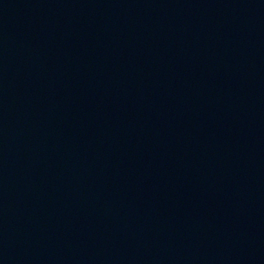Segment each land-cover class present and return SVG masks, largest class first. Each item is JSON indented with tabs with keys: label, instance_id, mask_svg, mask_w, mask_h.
<instances>
[{
	"label": "water",
	"instance_id": "water-1",
	"mask_svg": "<svg viewBox=\"0 0 264 264\" xmlns=\"http://www.w3.org/2000/svg\"><path fill=\"white\" fill-rule=\"evenodd\" d=\"M0 264H264V0H0Z\"/></svg>",
	"mask_w": 264,
	"mask_h": 264
}]
</instances>
